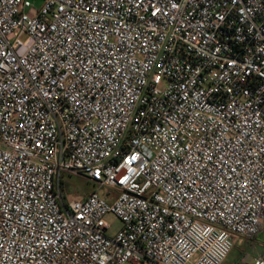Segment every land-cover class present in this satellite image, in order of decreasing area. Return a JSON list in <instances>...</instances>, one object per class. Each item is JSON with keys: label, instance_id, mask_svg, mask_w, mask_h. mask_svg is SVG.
<instances>
[{"label": "built area", "instance_id": "obj_1", "mask_svg": "<svg viewBox=\"0 0 264 264\" xmlns=\"http://www.w3.org/2000/svg\"><path fill=\"white\" fill-rule=\"evenodd\" d=\"M32 6L0 0V264H223L254 239L264 0ZM66 175L96 190L67 201Z\"/></svg>", "mask_w": 264, "mask_h": 264}, {"label": "rangeland", "instance_id": "obj_2", "mask_svg": "<svg viewBox=\"0 0 264 264\" xmlns=\"http://www.w3.org/2000/svg\"><path fill=\"white\" fill-rule=\"evenodd\" d=\"M33 5L31 8L25 9V13L30 17L35 16L36 11L41 7L43 0H28ZM62 188L67 201L81 200L87 197L91 192L96 190L93 183L80 176H63ZM98 195L104 196L107 193L114 194V191L108 187H104L97 190ZM106 221L111 226L108 232L109 236H112L116 231L121 228V222L114 215H108ZM242 241V244H241ZM235 246L232 250L228 260L225 264H253L254 256L264 251V228L257 236V242L251 244L247 248L244 247L246 240L241 237L234 238ZM242 246H237L238 244Z\"/></svg>", "mask_w": 264, "mask_h": 264}, {"label": "crops", "instance_id": "obj_3", "mask_svg": "<svg viewBox=\"0 0 264 264\" xmlns=\"http://www.w3.org/2000/svg\"><path fill=\"white\" fill-rule=\"evenodd\" d=\"M259 234H260V232H259ZM258 234V235H259ZM257 235V236H258ZM257 236L254 238V239H252V240H247V239H244V240H246V244H244V247L245 248H247L248 246H250L251 244H254L255 242H257ZM241 244H242V241H241ZM240 243L237 245V246H242ZM234 249V248H233ZM232 252V251H231ZM231 254V253H230ZM230 254H229V256H230ZM264 254V251L263 252H260V253H258V254H256L255 256H254V260L257 258V257H259V256H261V255H263ZM229 256L226 258V260L224 261V263L223 264H225L226 263V261L228 260V258H229Z\"/></svg>", "mask_w": 264, "mask_h": 264}]
</instances>
